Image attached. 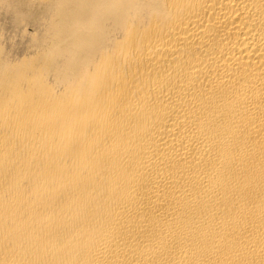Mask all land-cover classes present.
<instances>
[{
	"label": "bare ground",
	"instance_id": "1",
	"mask_svg": "<svg viewBox=\"0 0 264 264\" xmlns=\"http://www.w3.org/2000/svg\"><path fill=\"white\" fill-rule=\"evenodd\" d=\"M0 264H264V0H0Z\"/></svg>",
	"mask_w": 264,
	"mask_h": 264
}]
</instances>
